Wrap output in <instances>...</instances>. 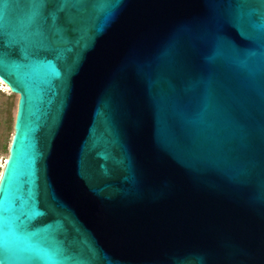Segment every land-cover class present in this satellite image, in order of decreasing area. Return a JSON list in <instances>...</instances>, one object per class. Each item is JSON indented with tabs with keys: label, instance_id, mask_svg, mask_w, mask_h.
Instances as JSON below:
<instances>
[{
	"label": "water",
	"instance_id": "1",
	"mask_svg": "<svg viewBox=\"0 0 264 264\" xmlns=\"http://www.w3.org/2000/svg\"><path fill=\"white\" fill-rule=\"evenodd\" d=\"M0 7V264H264V60L237 5L50 3L43 49L25 0Z\"/></svg>",
	"mask_w": 264,
	"mask_h": 264
},
{
	"label": "snow or ice",
	"instance_id": "2",
	"mask_svg": "<svg viewBox=\"0 0 264 264\" xmlns=\"http://www.w3.org/2000/svg\"><path fill=\"white\" fill-rule=\"evenodd\" d=\"M30 5L28 16L26 19V27L32 29L35 26V30L32 32V38L38 49H43L50 46L55 37H59L61 33L56 31L53 36H49L44 32L38 25V21L44 17V13L47 6L50 3H57L62 5L54 18V22L58 21L60 15L63 13L64 8L69 4H84L88 3L89 0H25ZM97 4L106 2V0H92ZM207 2H214V0H207ZM230 3L237 5L236 14L229 18V22L241 29V35L245 37L247 41L258 42L260 49L261 59L264 60V11L259 13L258 19H253V13H248L247 16L244 13L243 5L256 2L264 6V0H229ZM6 3V0H0V5ZM6 17V12L3 7H0V48L4 47L3 36L5 34L4 21ZM245 25L247 26V31H245ZM9 47H13L12 42H9ZM256 53H251L250 58L255 57ZM5 62L2 53H0V65ZM5 229V224L2 219H0V236L3 235Z\"/></svg>",
	"mask_w": 264,
	"mask_h": 264
},
{
	"label": "rangeland",
	"instance_id": "3",
	"mask_svg": "<svg viewBox=\"0 0 264 264\" xmlns=\"http://www.w3.org/2000/svg\"><path fill=\"white\" fill-rule=\"evenodd\" d=\"M20 95L0 79V180L15 132Z\"/></svg>",
	"mask_w": 264,
	"mask_h": 264
},
{
	"label": "bare ground",
	"instance_id": "4",
	"mask_svg": "<svg viewBox=\"0 0 264 264\" xmlns=\"http://www.w3.org/2000/svg\"><path fill=\"white\" fill-rule=\"evenodd\" d=\"M1 79V78H0ZM3 80V79H2ZM4 81V80H3ZM4 83H5V81H4ZM9 157H10V154H9V156H8V158H7V161H6V163H5V168H6V165H7V162H8V160H9ZM5 168H4V171H5ZM4 171H3V173H4Z\"/></svg>",
	"mask_w": 264,
	"mask_h": 264
}]
</instances>
